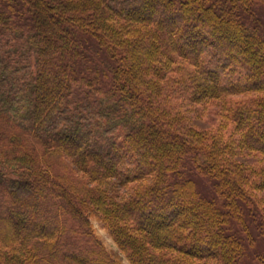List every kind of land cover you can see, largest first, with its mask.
<instances>
[{
    "label": "trees",
    "instance_id": "16d2710c",
    "mask_svg": "<svg viewBox=\"0 0 264 264\" xmlns=\"http://www.w3.org/2000/svg\"><path fill=\"white\" fill-rule=\"evenodd\" d=\"M258 1L0 0V264H120L92 219L129 264H243L244 212L264 240Z\"/></svg>",
    "mask_w": 264,
    "mask_h": 264
},
{
    "label": "rangeland",
    "instance_id": "374dc122",
    "mask_svg": "<svg viewBox=\"0 0 264 264\" xmlns=\"http://www.w3.org/2000/svg\"><path fill=\"white\" fill-rule=\"evenodd\" d=\"M251 13L253 14V17L255 19H258L261 23L260 27L264 28V0H259L258 3H256L253 7ZM187 118L189 125L199 130H211L215 128L219 122V120L214 117L210 109H204V111L201 109V111H199V109L197 110L195 106H193L189 114H187ZM236 160H239L242 164H245V166H253L257 161L255 157H242ZM189 172V177L192 178L199 187L201 185L207 186V188H211V186L201 177H198L191 171ZM256 193V195L260 198H264V190L258 191ZM243 217L247 222L246 224L249 229L250 239L253 241L250 244L249 241L246 240L247 238L244 235L241 238L242 242L244 243L243 264H262L261 261L258 260V257L264 259V240L260 237L259 232L256 231V226L251 223L250 219L248 218L247 214H245V212L243 214ZM91 222L93 224V228L96 232L97 237H99V239L103 242L107 251L111 252L113 256L120 261V264H129L125 257L119 253L116 245L113 243L111 238L108 236L106 230L102 228L99 222L95 219H92ZM231 226L232 228L237 227L235 222H232Z\"/></svg>",
    "mask_w": 264,
    "mask_h": 264
}]
</instances>
